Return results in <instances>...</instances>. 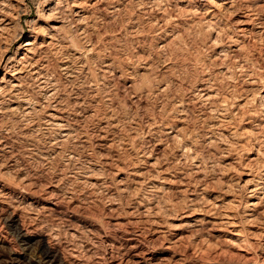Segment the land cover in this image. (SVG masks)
<instances>
[{"label":"rangeland","instance_id":"obj_1","mask_svg":"<svg viewBox=\"0 0 264 264\" xmlns=\"http://www.w3.org/2000/svg\"><path fill=\"white\" fill-rule=\"evenodd\" d=\"M60 1V7L62 8L57 16L58 19H56L54 16L51 17L49 13L45 12L46 5L42 0H0V20L4 21L0 22V27L2 28H0V33L2 34H0V59L5 55L4 53L6 51H9L7 59L12 56L17 59L19 52L16 56L15 53L18 48L25 43L28 37H30L32 29L41 36V31L47 32L49 29L48 26L50 27V25L57 23L56 20L61 21V25H64V33L68 36L72 35L73 42L79 47H77L76 44H73L74 46L72 44L69 46V42H62V40L59 39L60 43H56V48L53 47L50 49V52L47 50V53L45 52L43 53L44 55L42 54L40 56L42 64L45 66L47 65V75L49 78L56 80V89L59 94L55 93V100L51 98L46 100L49 103L53 102V100L58 101L61 105L63 103L65 107L69 105L67 107L69 110L75 109V111L81 112L79 117L82 124H80V126L83 127L80 128H83L82 130H85L84 128L87 129V137H89L88 139H90V141L87 139L89 142L86 147L88 152H92L90 154L95 152L100 156L105 155L107 157L109 153L99 152V150L95 148V135L98 134L97 131L99 130L97 128L102 127L103 123H107V121L111 123V120H119L118 122H120L122 134L127 136L134 130V132L136 131L137 133L135 132V135L132 133L131 135L133 137L138 133L140 135H137L138 137L136 136L137 139L134 141L137 147L130 144V147L124 150H118L119 154L111 151V158L113 160L118 156L120 161H123L120 166L123 168L126 167L124 174H128L130 169L132 170L134 169L133 167H136L133 166L137 160L135 159V152L137 148L138 151H140L139 148H142L141 151L144 150L146 153L152 152V158H159V160H162L160 161L162 162L160 165V167L162 166L161 168H171V172L178 173L174 176L175 180L179 181L176 183L178 184L177 186L175 184L171 187H163L157 193L158 196L156 195L154 197L149 196L146 191L145 194L144 190H141L131 182L126 184L128 188H130L126 190L125 193L117 191V181H113L116 177L114 178L113 176L111 177V200L103 195L96 203L92 202L87 194L88 188L84 189V185L76 184V181L73 182V180V183L67 180H65V182L63 181L64 187L62 186L63 190H70L73 193L71 199L63 194V191H54L49 195L50 190H53V185H56L53 182L55 178L76 171V169H74L75 167H69L60 159L55 160L57 165L53 162L48 166L41 160L39 155L36 156L38 158H30L28 152L30 145L34 144L36 147L39 146V148L42 149L44 146L48 145L47 142H50L49 139L52 133L46 134V132H44L45 130H43L44 127H42L44 118L43 113L45 111L42 109L40 110V108H35V110H37L30 114L32 117L30 115L25 117L21 111L16 113H11L7 111V109L5 111L9 103H2L0 107L3 109L1 111H4V114H0V131L3 133L0 135V138H2L0 140L6 142V146H9L8 151L10 153L8 152L0 160V178L3 182L11 185V190L9 195L5 198V203L0 202V237L6 240V245L18 251L20 255L25 254L27 258L31 257L21 250L15 238L9 234L7 229L3 228L2 223L4 216L14 209H19L21 215H25L24 218L27 221L32 224L42 225L49 230L55 231L56 229L58 234L64 235L63 237L67 236L65 234L71 229H79L78 231H80L89 223L96 225L99 231L100 227L104 228V234L111 237V256H114L116 261L120 258L117 255L116 246L128 238L129 235L133 234L134 231L135 234L141 233V238L138 240H141L139 242L142 244H139L141 248L143 246L142 249L153 254H159L158 258H166L170 264H264V238L260 240L257 250L247 251L248 249L244 247L230 246L229 243L223 242L228 236L224 237L219 233L212 232V230L207 231L208 228L205 230L198 229L200 231L194 230V233L192 231H182L178 233V237H183V241L176 244L175 249L172 251L166 252L163 251L168 241L166 239L170 240L172 238L169 234L159 238L156 234L152 236L154 232L148 225L138 224L137 228L139 229L136 228V224H132L133 226H126L130 225L127 224L130 220L127 213L130 214L132 207L141 200H148L145 201L146 203L144 204L146 208H167L163 210V215L166 219L170 217L169 221L175 224H177L175 221L176 217H171V215L176 208H213V204L216 208H231L232 205V208L236 206H238V208H247L246 203L250 201V199L248 198V191H245L246 186H244V181H249L251 178L264 179V0H244V3L243 0H240L242 1L241 3H238L239 0H229L230 3L232 1L233 4L231 3V5L233 7L231 5L226 6L227 9H224L223 0ZM60 1L53 0L51 4L54 6ZM242 4L246 7H243ZM11 5H13V8ZM81 5H83V8ZM242 8L252 11L250 12L246 9L242 10ZM236 10H238V13ZM233 11L236 13L235 15ZM18 13H20L19 16ZM244 13L253 16L254 23L251 24H253L254 27L251 26L248 34L242 36L238 33L237 22L235 21H237V17H243ZM19 17L22 18L21 23L18 22ZM5 20H10L6 22L10 23V27L4 26L6 24ZM258 22H260V24ZM83 30H85L84 34L86 36L83 34ZM80 31H82V35ZM78 34H80V36ZM60 45L62 47H60ZM63 45H67L68 49ZM65 49H67V51ZM72 49H76V51ZM91 51L94 52L91 53ZM75 52H82V54L86 55L85 57L83 55L84 58L79 60ZM68 57H71V61ZM64 61L68 63L71 71L74 72L72 74L74 78H69L63 74L61 66L65 63ZM71 63H73V66ZM80 65L82 67L85 65V67L82 68ZM106 71L109 72L108 75ZM110 71L113 74H111ZM77 72L81 73L78 74ZM3 73L4 71L1 69L0 79ZM26 78L25 82L27 85H25L27 87H25L30 96L29 98L31 99L33 97L34 103L43 99V95H41L42 90L39 91L36 89L29 76ZM106 79L108 80L106 81ZM59 81L61 82L59 83ZM142 82H145V85ZM158 86L165 88V92L163 91L164 93L160 92L157 94L156 91L159 89ZM87 87H92L94 90L90 91V88L88 89ZM201 88H205L207 91L209 90V92L212 91L209 95L211 96L213 94L211 97H216L215 99L219 103L221 102L225 105L226 101L227 103L229 101V103L226 104L227 106L225 105V112L228 113V116L234 118L233 124L227 125V130L223 131L221 134H215L212 139L208 138L210 131L209 127L211 124H215L217 120L210 112V104L212 102L202 101L203 99L200 96ZM97 89L100 93L96 92ZM32 93L34 96H32ZM198 93L199 95H197ZM91 95L94 97L92 96L89 98ZM219 95L222 96V98ZM223 98L225 103H223ZM46 100L44 99L43 101ZM89 102L93 105H90ZM179 103L181 105H179ZM76 105H80L78 107L80 109H78ZM182 105H184V107ZM104 108L107 111H105ZM174 108H176V110ZM38 110L39 113L42 112V114H39ZM203 112L204 115H201ZM34 113H36V115ZM180 113H182V115ZM231 113L233 114L232 116ZM236 117L238 118L235 119ZM179 118L182 120L184 119V122H181V124L178 123L177 121ZM155 122L157 126L160 125L159 127L162 129L165 127L166 129L173 128L176 130L175 137L167 138L165 134H162L160 137L153 138L148 135L146 133L147 129L153 127ZM172 124L176 125L174 126ZM82 130L78 129V134L74 133V135H79L81 133L87 134ZM178 130H180L181 133ZM91 134H94V137L92 136L93 138H91ZM209 141L211 142L209 143ZM92 144L93 146L91 147ZM183 146H188V151L194 153V159H191L193 162L190 158H187L188 155L187 157L183 156V158H181L183 160L179 158L178 150ZM79 150L78 152L82 153V150ZM196 165L199 166L197 169H195ZM66 168L69 169L67 170ZM98 169L99 168L96 170ZM197 170L199 173L196 172ZM249 173L252 175H249ZM191 174L194 176H191ZM248 175L250 177H248ZM180 180L183 182L186 180L185 182L187 184L189 181L188 188L194 191L196 198L194 197L195 201L193 203L196 206H194L193 203V206H191V203L188 202L189 200L187 201L189 195H186L184 188L179 184ZM25 183H31L32 186L29 189L35 197L26 194V191L23 189ZM74 186H77V188ZM73 190H75V192H73ZM178 191L180 193H178ZM181 192L185 193V195ZM199 192L201 193L199 194ZM48 197L50 198L48 199ZM50 203L57 204L53 212L50 210L53 208ZM226 204L229 205L227 206ZM262 208H264V206ZM256 215L255 217H258V214ZM100 220L101 222H99ZM262 227L263 226H261V228ZM142 228H148L151 231ZM252 232L257 233L258 231L256 228H251L250 233ZM104 234L98 236L102 242L105 241ZM162 238H166V241ZM61 247L65 248L66 245L61 244ZM239 247H241L242 250ZM102 248L100 244L98 248L100 252H98L104 255L105 252ZM115 254L117 256H115Z\"/></svg>","mask_w":264,"mask_h":264},{"label":"bare ground","instance_id":"obj_2","mask_svg":"<svg viewBox=\"0 0 264 264\" xmlns=\"http://www.w3.org/2000/svg\"><path fill=\"white\" fill-rule=\"evenodd\" d=\"M43 3L46 5L45 6V12L49 13V16H54L56 19L59 12L61 11L60 5L61 1L56 3L54 6L51 4L53 0H42ZM149 1V0H148ZM178 1V0H177ZM224 3V9L226 6H230L231 3L229 0H223ZM17 2V1H16ZM41 2V1H40ZM141 2V1H140ZM156 2V1H155ZM238 2V1H237ZM242 1L239 0L238 3H241ZM8 3V2H7ZM20 3V2H19ZM42 3V2H41ZM99 3V2H98ZM235 3V2H234ZM244 3V0H243ZM73 4V3H72ZM138 4V3H137ZM136 4V5H137ZM233 4V3H232ZM236 4V3H235ZM4 5V4H3ZM2 5V7H3ZM9 5V4H8ZM42 5V4H41ZM74 5V4H73ZM84 5V4H83ZM83 5L82 8H83ZM158 5V4H157ZM240 5V4H239ZM243 5V4H242ZM13 8V5H11ZM10 6V7H11ZM24 6V5H23ZM80 6V4H79ZM96 6V5H95ZM144 6V5H143ZM232 6V5H231ZM248 6V5H247ZM8 7V6H7ZM5 7V8H7ZM9 7V8H10ZM233 7V6H232ZM243 7H246L243 5ZM76 8V7H75ZM250 8V7H249ZM23 9V8H22ZM221 9V8H220ZM219 9V10H220ZM227 9V8H226ZM236 9V8H235ZM233 9V10H235ZM246 9V8H245ZM242 8V10H245ZM251 9V8H250ZM10 10V9H9ZM13 10V9H12ZM19 10V9H18ZM249 10V9H246ZM168 11V10H167ZM226 11V10H225ZM231 11V10H230ZM238 13V10H236ZM241 11V10H239ZM250 11V10H249ZM252 11V10H251ZM250 11V12H251ZM2 12V11H1ZM17 12V11H16ZM22 12V11H21ZM219 12V11H218ZM234 12V11H233ZM3 13V12H2ZM13 13V12H12ZM15 13V12H14ZM191 13V12H190ZM241 13V12H240ZM253 13V12H252ZM6 14V12H5ZM20 13H18L19 16ZM23 14V13H21ZM76 14V13H75ZM192 14V13H191ZM230 14V13H229ZM236 13L234 12V15ZM251 14V13H250ZM255 14V13H254ZM8 15V14H7ZM17 15V14H15ZM78 15V13H77ZM172 15V14H171ZM174 15V14H173ZM197 15V14H196ZM214 15V14H213ZM216 15V14H215ZM257 15V13H256ZM11 16V14H10ZM17 16V17H18ZM179 16V15H177ZM224 16V15H223ZM230 16V15H229ZM239 16V15H238ZM9 17V16H8ZM12 17V16H11ZM10 17V18H11ZM78 17V16H77ZM80 17V16H79ZM166 17V16H165ZM233 17V16H232ZM253 16L248 15L244 13L243 17H237L235 22H237V30L238 33H240L242 36L248 34L249 28L253 26L254 19L252 18ZM258 17V16H256ZM9 18V19H10ZM81 18V17H80ZM83 18V17H82ZM87 18V17H86ZM255 18V17H254ZM259 18V17H258ZM21 17L18 18V22L21 23ZM178 19V18H177ZM230 19V18H229ZM4 20V19H3ZM83 20V19H82ZM173 20V19H172ZM257 20V19H255ZM10 20H5V23ZM57 23L48 26L47 32L41 31L40 35L35 32L34 29H32L30 32V37L25 41V43L22 44L21 47L18 48L17 52L15 53V56L18 54L17 59H15L14 56L9 57L7 59V56L9 54V51H6L4 54L1 55L0 59V70L2 69L4 71L2 78L0 79V104L2 103H9V106L5 108V111L11 112V113H16L21 111L25 117L30 115L33 111H36L35 108H40V110H44V118L42 122V127L44 132L46 134H51L50 135V142H47L48 145H45L42 149L39 148V146L30 145L29 149V156L30 158L36 157L39 155L41 157V160L45 162L48 166L51 163H56L55 160L60 159L66 163L69 167H75L76 171L69 174H63L60 175V177H54L55 181H53L56 185H53V190H50L49 195H51L52 192H57V191H63L62 193L67 195L69 199L72 198L73 193L69 190H63V181H71L73 180L76 181V184L84 185V189L88 188L87 194L89 196V199L92 200V202L96 203L103 195L107 196L111 200V177L113 176L115 180L117 181L116 186L117 191L121 193H125L126 190H128V186L126 185L127 183L131 182L135 184L137 187H139L141 190H144L148 192L149 196H156L159 190H161L163 187H171L175 185L179 180H175V176L178 173L171 172V168H161L160 165L162 164V160L152 158V152L146 153L142 148L138 151V148L135 152V159H137L134 163L133 167L134 169H130L128 174H124L126 171V167L123 168L121 163L123 162L122 160L120 161L119 157L117 156L116 159L111 158V151L117 152L118 150H124L127 147H130V144L134 146L136 143L134 142L137 138L136 136H140L139 133L136 134L135 137H133L131 134L135 135L134 130H132V133L130 135H124L121 133V127H120V122L111 120V123L107 121V123H103V126L99 129L97 132L98 134L95 135V148L99 150V152L103 153H109L107 154V157L105 155H98L97 153L90 154L92 152H88V149L86 145L90 141L87 137L88 132L87 129L84 128L85 130H82L83 126H80L82 122L80 121V111H75L69 110L65 105L58 101H54L55 98V93H57L56 86L57 84L55 83L56 80L54 81L53 79L49 78L46 72V66L42 64L40 56L45 53L47 50L55 47L56 43H60L59 39L62 40V42H69V46L71 44H76L73 42V37L68 36L67 34L64 33V25H61V21L56 20ZM167 21V20H166ZM226 21V20H225ZM260 21V20H259ZM0 22H4L0 20ZM12 22V21H11ZM85 22V21H84ZM228 22V21H227ZM63 23V22H62ZM260 24V22H258ZM9 22L6 23L4 26L8 27ZM79 24V23H78ZM84 24V23H83ZM168 24V23H167ZM233 24V23H232ZM1 25V24H0ZM81 25V24H80ZM79 25V26H80ZM169 25V24H168ZM235 25V23H234ZM262 25V24H261ZM78 26V27H79ZM10 27V26H9ZM257 27V25H256ZM262 27V26H261ZM1 28V27H0ZM87 28V27H86ZM263 28V27H262ZM2 29V28H1ZM6 29V28H5ZM82 29V28H81ZM88 29V28H87ZM256 29V28H255ZM260 29V28H258ZM83 30V34H84ZM88 31V30H87ZM236 31V30H235ZM2 32V30H1ZM82 35V31H80ZM161 32V31H160ZM221 32V31H220ZM64 33V34H63ZM87 33V32H86ZM1 34V33H0ZM80 34H78L80 36ZM2 35V34H1ZM60 35V36H59ZM85 35V34H84ZM83 35V36H84ZM258 35V34H257ZM82 36V38H83ZM86 36V35H85ZM84 36V37H85ZM251 36V35H249ZM16 38V37H15ZM81 38V39H82ZM243 38V37H242ZM80 39V38H79ZM77 39V40H79ZM76 40V38H75ZM74 40V41H75ZM91 41V40H90ZM79 44V43H78ZM77 45V44H76ZM64 46V45H63ZM74 46V45H73ZM88 46V45H87ZM57 47V46H56ZM55 47V48H56ZM60 47H62L60 45ZM65 48L68 49L67 45L64 46ZM76 47V46H75ZM77 47H79L77 45ZM76 47V48H77ZM82 47V46H81ZM95 47V46H94ZM160 47V46H159ZM236 47V46H235ZM59 48V46H58ZM71 48V47H70ZM91 48V46H90ZM241 48V47H240ZM67 49H65L67 51ZM84 49V48H83ZM7 50V49H6ZM61 50V49H59ZM76 51V49H72ZM86 50V49H85ZM88 50V49H87ZM91 50V49H90ZM89 50V51H90ZM94 50V49H93ZM233 50V49H232ZM231 51V50H230ZM86 52V51H85ZM94 51H91L93 53ZM98 52V51H97ZM47 53V52H46ZM88 53V52H87ZM54 54V53H53ZM61 54V53H60ZM69 54V53H67ZM77 58L79 60L83 59L85 57L84 54L75 52ZM73 54V55H75ZM90 54V52H89ZM88 54V55H89ZM95 54V53H94ZM217 54V53H216ZM227 54V53H226ZM44 55V54H43ZM55 55V54H54ZM65 55V54H64ZM72 55V56H73ZM84 55V57H83ZM92 55V54H91ZM98 55V54H97ZM46 56V55H45ZM61 56V55H60ZM63 56V55H62ZM55 57V56H54ZM89 57V56H88ZM45 58V57H42ZM64 58V57H63ZM69 58V57H68ZM71 58V57H70ZM69 58V60H70ZM65 59V58H64ZM90 59V58H88ZM93 59V58H92ZM116 59V58H115ZM225 59V58H224ZM229 59V58H228ZM44 60V59H43ZM75 60V59H74ZM94 60V59H93ZM63 61V60H62ZM67 61V60H66ZM71 61V60H70ZM78 61V60H77ZM83 61V60H82ZM65 62V61H64ZM90 62V61H88ZM48 63V62H47ZM242 63V62H241ZM46 64V63H45ZM73 66V63H71ZM77 64V63H76ZM86 64V63H85ZM110 64V63H109ZM49 65V64H48ZM165 65V64H164ZM76 66V65H75ZM81 66V65H80ZM108 66V65H107ZM114 66V65H113ZM79 67V66H78ZM82 67V66H81ZM85 67V65H83ZM82 67V68H83ZM87 67V66H86ZM106 67V66H104ZM150 67V66H149ZM77 68V67H76ZM94 68V67H93ZM108 68V67H107ZM48 69V68H47ZM113 69V68H112ZM152 69V68H151ZM61 70L63 71V74H65L69 78H74L72 74L74 73L71 71L70 66H68V63H63L61 66ZM81 70V69H80ZM92 70V69H91ZM90 70V71H91ZM239 70V69H238ZM160 71V70H159ZM247 71V70H246ZM111 72V71H110ZM219 72V71H218ZM50 73V72H49ZM52 73V72H51ZM54 73V72H53ZM78 73V72H77ZM79 72L78 74H80ZM90 73V72H89ZM96 73V72H95ZM107 75L109 72H107ZM229 73V72H228ZM87 74V73H86ZM111 74H113L111 72ZM126 74V73H125ZM150 74V73H149ZM103 75V74H102ZM101 75V76H102ZM30 77L31 81H33V85L36 87L37 90L41 91L43 95V99L38 100L36 103L33 101V97L30 99L29 94L27 93L26 90V82L25 79L26 77ZM79 76V75H78ZM77 76V77H78ZM81 76V75H80ZM84 76V75H83ZM51 77V76H50ZM61 77V76H60ZM66 77V78H67ZM82 77V76H81ZM93 77V76H92ZM98 77V76H97ZM114 77V76H113ZM116 77V76H115ZM56 78V77H55ZM80 78V77H78ZM108 78V76H107ZM211 78V77H210ZM209 78V79H210ZM249 78V77H248ZM86 79V77H85ZM101 79V78H99ZM113 79V78H112ZM116 79V78H115ZM142 79V78H141ZM156 79V78H155ZM251 79V78H249ZM73 80V79H72ZM71 80V81H72ZM80 80V79H79ZM108 79H106L107 81ZM145 80V79H144ZM212 80V79H211ZM69 81V80H67ZM88 81V80H87ZM97 81V80H96ZM111 81V80H110ZM208 81V80H205ZM215 81V80H214ZM245 81V80H244ZM61 81H59L60 83ZM85 82V81H84ZM83 82V83H84ZM89 82V81H88ZM160 82V81H159ZM260 82V81H259ZM63 83V82H62ZM103 83V81H102ZM105 83V82H104ZM114 83V82H113ZM145 85V82H142ZM208 83V82H207ZM261 83V82H260ZM259 83V84H260ZM26 84V85H25ZM32 84V83H31ZM72 84V82H71ZM87 84V83H86ZM148 84V83H147ZM158 84V83H157ZM206 84V82H205ZM212 84V83H211ZM214 84V83H213ZM61 85V84H59ZM58 85V86H59ZM90 85V84H89ZM98 85V84H96ZM102 85V84H101ZM149 85V84H148ZM147 85V86H148ZM218 85V84H217ZM26 86V87H25ZM29 86V85H28ZM84 86V85H83ZM93 86V84H92ZM104 86V85H103ZM250 86V85H249ZM253 86V84H252ZM30 87V86H29ZM60 87V86H59ZM58 87V88H59ZM86 87V86H85ZM131 87V86H130ZM138 87V86H137ZM142 87V86H141ZM159 87V86H158ZM157 87V88H158ZM167 87V86H166ZM206 87V86H205ZM264 87V86H263ZM32 88V87H30ZM34 88V87H33ZM83 88V87H81ZM88 89L90 87H87ZM108 88V87H107ZM145 88V86H144ZM208 88V87H206ZM216 88V87H213ZM85 89V88H84ZM101 89V87H100ZM114 89V88H113ZM219 89V88H218ZM264 89V88H263ZM59 90V89H58ZM77 90V89H76ZM94 90V88H90V91ZM96 90V89H95ZM150 90V89H149ZM186 90V89H185ZM212 90V89H210ZM235 90V89H234ZM34 91V90H33ZM31 91V92H33ZM105 91V90H104ZM141 91V89H140ZM153 92V90L151 89ZM165 92V88L162 86L159 87L157 94ZM219 91V90H218ZM35 92V91H34ZM37 92V91H36ZM65 92V91H64ZM89 92V91H88ZM96 92H99L98 89ZM112 92V91H111ZM137 92V91H136ZM163 92V93H164ZM209 92L205 88L200 89V96L202 97V101L205 102H212L210 104V112L211 114L215 117L217 120L215 124H211L210 131H209V139H212L215 134H221L223 131L227 130L228 128L227 125L233 124V119L232 117L228 116V113L225 112L226 108L225 105L229 103H225V100L223 98V103H219L214 97H211ZM220 92V91H219ZM262 92V91H261ZM260 92V93H261ZM60 93V92H59ZM70 93V92H69ZM86 93V92H85ZM100 93V92H99ZM103 93V92H101ZM106 93V92H104ZM109 93V92H108ZM116 93V92H115ZM145 93V92H143ZM148 93V91H147ZM217 93V92H216ZM233 93V92H232ZM259 93V94H260ZM33 94V93H32ZM31 94V95H32ZM58 94V93H57ZM63 94V93H62ZM156 94V96H157ZM166 94V93H165ZM219 94V93H218ZM217 94V95H218ZM59 95V94H58ZM71 95V94H70ZM97 95V93H96ZM105 95V94H104ZM107 95V94H106ZM115 95V94H114ZM117 95V93H116ZM149 95V94H148ZM199 95V93L197 94ZM196 95V96H197ZM264 95V94H263ZM34 96V94L32 95ZM37 96V95H36ZM93 95L89 96L92 97ZM101 96V95H100ZM110 96V95H109ZM120 96V95H119ZM155 96V95H154ZM155 96V97H156ZM195 96V97H196ZM220 96V95H219ZM218 96V98H219ZM262 96V95H261ZM78 97V96H76ZM80 97V96H79ZM87 97V96H86ZM94 97V96H93ZM118 97V96H117ZM198 97V96H197ZM200 97V98H201ZM222 98V96H220ZM38 98V96H37ZM51 98L54 99L53 102L49 103L47 100ZM88 98V97H87ZM88 98V99H89ZM96 98V97H95ZM98 98V97H97ZM102 98V97H101ZM194 98V97H193ZM199 98V97H198ZM227 98V97H226ZM225 98V99H226ZM36 99V97H35ZM34 99V100H35ZM40 99V97H39ZM46 101H43V100ZM75 99V98H74ZM93 99V98H92ZM172 99V98H171ZM87 100V99H86ZM182 100V99H181ZM44 103H43V102ZM50 101V100H49ZM77 101V100H76ZM97 101V100H96ZM105 101V100H104ZM108 101V99H107ZM112 101V100H111ZM116 101V100H115ZM156 101V100H155ZM173 101V100H172ZM191 101V99H190ZM99 102V101H98ZM198 102V99H197ZM77 103V102H76ZM87 103V102H86ZM97 103V102H96ZM106 103V102H105ZM165 103V102H164ZM201 103V102H199ZM90 104V102H89ZM92 104V103H91ZM90 104V105H91ZM110 104V103H108ZM113 104V103H112ZM64 105V106H63ZM78 105V104H77ZM76 105V106H77ZM82 105V104H80ZM79 105V106H80ZM84 105V103H83ZM93 105V104H92ZM104 105V104H103ZM106 105V104H105ZM173 105V104H172ZM179 105H181L179 103ZM178 105V108H179ZM203 105V104H201ZM207 105V104H206ZM205 105V106H206ZM72 106V105H71ZM75 106V107H76ZM77 106V108L79 107ZM95 106V105H94ZM97 106V105H96ZM101 106V105H99ZM112 106V105H111ZM174 106V105H173ZM184 107V105H182ZM181 106V107H182ZM227 106V105H226ZM264 106V105H263ZM85 107V106H84ZM87 107V106H86ZM98 107V106H97ZM177 107V106H176ZM202 107V106H201ZM94 108V107H93ZM101 108V107H100ZM163 108V107H162ZM203 108V107H202ZM234 108V107H233ZM232 108V109H233ZM264 108V107H263ZM80 109V108H78ZM83 109V108H82ZM99 109V108H98ZM176 110V108H174ZM0 107V114H4V111ZM85 110V109H84ZM83 110V111H84ZM91 110V109H90ZM94 110V109H93ZM105 111H107L104 108ZM110 110V109H109ZM112 110V109H111ZM115 110V109H114ZM203 110V109H202ZM229 110V107H228ZM227 110V111H228ZM186 111V110H185ZM233 111V110H232ZM87 112V110H86ZM85 112V113H86ZM113 112V111H111ZM183 112V111H181ZM209 112V113H210ZM229 112V111H228ZM39 113V110H38ZM37 113V114H38ZM98 113V112H97ZM115 113V112H114ZM177 113V112H176ZM185 113V112H184ZM36 115V113H34ZM39 114H42L39 113ZM84 114V113H83ZM103 114V113H102ZM170 114V113H169ZM182 115V113H180ZM186 114V113H185ZM206 114V113H205ZM91 115V114H90ZM112 115V114H111ZM180 115V116H181ZM184 115V114H183ZM204 115V112L203 114ZM211 115V116H212ZM230 115V113H229ZM233 114L231 113V116ZM238 115V114H237ZM264 115V114H263ZM31 116V115H30ZM210 116V117H211ZM212 116V117H213ZM32 117V116H31ZM108 117V116H107ZM111 117V116H110ZM116 117V116H115ZM158 117V116H157ZM186 117V116H185ZM264 117V116H263ZM34 118V117H33ZM104 118V116H103ZM102 118V119H103ZM106 118V117H105ZM155 118V117H154ZM184 118V117H183ZM236 117L235 119H237ZM90 119V118H89ZM98 119V118H97ZM100 119V118H99ZM114 119V117H113ZM185 119V118H184ZM184 119H180L177 121L178 123L181 124V122H184ZM211 119V118H210ZM3 120V119H2ZM28 120V119H27ZM26 120V121H27ZM33 120V119H32ZM152 120V119H151ZM154 120V119H153ZM177 120V119H176ZM85 121V120H84ZM101 121V119H100ZM103 121V120H102ZM157 121V120H156ZM160 121V120H159ZM163 121V120H162ZM215 121V120H214ZM30 122V121H29ZM28 122V123H29ZM39 122V121H38ZM37 122V123H38ZM167 122V121H166ZM186 122V121H185ZM208 122V121H207ZM31 123V122H30ZM29 123V124H30ZM153 123V122H152ZM156 123V122H155ZM151 128H146L147 131L146 133L150 135L151 137H160L162 134H165V137L167 138H173L175 137V131L173 128L172 129H164L160 128L159 122L157 126V123ZM248 123V122H247ZM250 123V122H249ZM20 124V123H19ZM136 124V123H135ZM170 124V123H168ZM7 125V124H6ZM31 125V124H30ZM34 125V122H33ZM149 125V124H148ZM174 125V124H172ZM176 125V124H175ZM174 125V126H175ZM257 125V124H256ZM40 126V125H39ZM93 126V125H92ZM166 126V125H165ZM209 126V125H208ZM32 127V126H31ZM146 127V126H145ZM180 127V126H179ZM232 127V126H231ZM14 128V127H13ZM20 129V128H19ZM78 129L82 130L84 133L87 134H78ZM96 129V130H97ZM145 129V128H144ZM143 129V130H144ZM179 129V128H178ZM181 129V128H180ZM260 129V128H259ZM173 130V131H172ZM185 130V129H184ZM235 130V129H234ZM254 130V129H253ZM11 131V130H10ZM89 131V130H88ZM180 133L181 131L178 130ZM177 131V132H178ZM229 131V130H228ZM255 131V130H254ZM33 132V131H32ZM95 132V131H94ZM123 132V131H122ZM129 132V131H128ZM178 132V133H179ZM3 132L0 131V135ZM74 133H77L74 135ZM80 133V132H79ZM137 133V132H136ZM255 133V132H254ZM129 134V133H125ZM145 134V133H143ZM232 134V133H231ZM94 135V134H93ZM91 134V138L93 136ZM146 135V134H145ZM187 135V134H186ZM191 135V134H190ZM235 135V134H234ZM253 135V134H252ZM251 135V136H252ZM37 136V135H36ZM93 136V137H92ZM137 136V137H138ZM143 136V135H142ZM220 136V135H219ZM4 137V136H3ZM146 137V136H145ZM144 137V138H145ZM185 137V135H184ZM152 138V139H153ZM2 139V138H0ZM89 141H88V140ZM187 139V138H186ZM190 139V138H189ZM7 140V139H6ZM35 140V139H34ZM93 140V139H92ZM161 140V139H160ZM36 141V140H35ZM151 141V140H150ZM33 142V140H32ZM160 142V141H159ZM158 142V143H159ZM211 141H209L210 143ZM14 143V142H13ZM92 143V142H90ZM144 143V142H143ZM148 143V141H147ZM31 144V143H30ZM6 142L4 140H0V160L9 152L8 147L6 146ZM147 145V144H146ZM160 145V144H159ZM93 144L91 145V147ZM136 146V145H135ZM134 146V147H135ZM150 146V145H148ZM158 146V145H157ZM186 146V145H185ZM183 146L180 150H178L179 153V158H183V156L190 158V160L194 159V153H191L188 151L189 147ZM228 146V145H227ZM137 147V146H136ZM141 147V146H140ZM144 147V146H143ZM81 149L82 153L78 152V150ZM146 149V148H145ZM155 149V147H154ZM187 149V150H186ZM191 150V149H190ZM80 151V150H79ZM93 151V149H92ZM150 151V150H149ZM155 151V150H154ZM188 151V152H187ZM148 152V150H147ZM10 153V152H9ZM188 153V154H187ZM119 154V153H118ZM260 155V154H259ZM223 156V155H222ZM156 157V156H155ZM29 158V157H28ZM29 158V159H30ZM38 158V157H36ZM132 159V158H131ZM179 159V161H180ZM129 160V159H128ZM183 160V159H181ZM191 160V161H192ZM253 160V159H252ZM255 160V159H254ZM59 161V160H58ZM193 162V161H192ZM196 162V161H195ZM126 163V162H125ZM178 163V162H177ZM64 164V163H63ZM124 164V163H123ZM57 165V163H56ZM65 165V164H64ZM125 165V164H124ZM165 166V165H164ZM168 166V165H167ZM115 167V169H114ZM139 167V169H138ZM199 166H195V169H197ZM5 168V167H4ZM99 168L98 170H96ZM67 169V168H66ZM69 169V168H68ZM67 169V170H68ZM165 171H164V170ZM71 170V169H70ZM69 170V171H70ZM170 170V171H169ZM191 170V169H190ZM48 171V170H47ZM60 171V170H59ZM128 171V170H127ZM198 172V170L196 171ZM195 172V173H196ZM201 172V171H200ZM253 172V171H252ZM6 173V172H5ZM61 173V172H60ZM66 173V172H65ZM171 173V174H170ZM182 173V172H181ZM199 173V172H198ZM17 174V173H16ZM197 174V173H196ZM251 173H249L250 175ZM255 174V173H254ZM3 175V174H2ZM1 175V176H2ZM198 175V174H197ZM246 175V174H245ZM248 175V177H250ZM252 175V174H251ZM256 175V174H255ZM182 176V175H181ZM187 176V175H186ZM191 176H194L191 174ZM5 177V176H4ZM29 177V176H28ZM196 177V176H195ZM63 178V179H61ZM184 178V177H183ZM182 178V180H183ZM189 178V177H188ZM194 178V177H193ZM38 179V178H37ZM179 179V178H178ZM187 179V178H186ZM195 179V178H194ZM1 180V178H0ZM20 180V179H19ZM190 180V179H189ZM198 180V178H197ZM23 181V180H22ZM25 181V180H24ZM186 180L179 182V184L184 188V192L186 195H189V198L187 199L188 202L191 203V206H193V202L195 201L194 197V191H191L190 188H188V184L185 182ZM247 181V182H246ZM8 182V180H7ZM29 182V181H28ZM72 182V183H73ZM245 185L246 190L248 191V198L250 201H248L247 208H238V206L232 208L227 207V208H216V206L213 204V208H176L174 210L173 214L171 215L176 217L175 221L177 224L169 221V219H166L163 215V210L167 208H146L145 207V201L148 200H141L140 202H137L133 207L132 211L127 213V216H129L130 220L128 221L126 226H133L132 224H136V228L138 224L142 225H148V227L151 228V230L154 232L153 234H156L157 236L163 237L166 234H169L172 236V238L166 239L168 240L166 245L164 246V250L166 252L172 251L175 249L176 244L179 242L183 241V237L179 238L178 233H181L182 231L185 232H193L194 230L198 229H207L212 230L214 233H219L221 235L228 236V238H225V243H229L230 246H241L246 249L247 251H254L257 250L259 247V242L262 238H264V179H255L251 178L248 180H245ZM24 185V184H23ZM51 185V186H52ZM75 185V184H73ZM178 184H176L177 186ZM233 185V184H232ZM31 183L27 184L25 183L24 190L26 191V194L35 197L34 194L30 192V187ZM115 186V185H114ZM191 186V185H190ZM243 186V187H244ZM11 185L3 182V180L0 181V202L5 203V198L7 195H9V192L11 190ZM64 187V186H63ZM75 187V186H74ZM242 187V186H241ZM48 188V187H47ZM77 188V186L75 187ZM83 188V187H81ZM192 188V187H191ZM22 189V190H23ZM136 189V188H135ZM138 189V188H137ZM167 189V188H166ZM205 189V188H204ZM82 190V189H81ZM87 190V189H86ZM139 190V189H138ZM182 190V189H181ZM180 190V191H181ZM202 190V189H201ZM243 190V189H242ZM241 190V191H242ZM78 191V190H77ZM83 191V190H82ZM104 191V192H103ZM198 191V190H197ZM196 191V192H197ZM244 191V190H243ZM244 191V192H245ZM33 192V191H32ZM75 192V190H73ZM85 192V191H84ZM135 192V191H134ZM133 192V193H134ZM47 193V192H46ZM82 193V192H81ZM129 193V192H128ZM178 193H180L178 191ZM183 193V192H181ZM183 193V195H185ZM201 192H199L200 194ZM37 194V193H36ZM146 194V193H145ZM198 194V195H199ZM46 195V194H45ZM48 195V196H49ZM118 195V194H117ZM134 195V194H133ZM137 195V194H136ZM56 196V195H55ZM78 196V195H77ZM85 196V195H84ZM122 196V195H121ZM120 196V197H121ZM158 196V195H157ZM234 196V195H233ZM57 197V196H56ZM59 197V196H58ZM79 197V196H78ZM8 198V197H7ZM50 197H48L49 199ZM55 198V197H53ZM52 198V199H53ZM65 198V197H64ZM144 198V197H143ZM147 198V197H146ZM157 198V197H156ZM196 198V197H195ZM31 199V198H30ZM47 199V200H48ZM153 199V198H150ZM149 199V200H150ZM215 199V197H214ZM219 199V198H218ZM54 200V199H53ZM73 200V199H72ZM105 200V199H104ZM129 200V199H128ZM185 200V199H184ZM102 201V200H101ZM100 201V202H101ZM201 201V200H200ZM73 202V201H72ZM80 202V201H79ZM86 202V201H85ZM185 202V201H184ZM236 202V201H235ZM57 203V202H56ZM56 203H50L51 206L53 207V210H55L57 207ZM70 203V201H69ZM90 203V202H89ZM108 203V202H107ZM111 203V202H110ZM127 203V202H126ZM193 203V204H192ZM201 203V202H200ZM216 203V202H215ZM228 203V202H227ZM134 204V203H133ZM188 204V203H187ZM199 204V203H198ZM233 204V203H232ZM241 204V202H240ZM102 205V204H101ZM227 205V204H226ZM225 205V206H226ZM229 205V204H228ZM227 205V206H228ZM10 206V205H9ZM50 206V205H49ZM62 206V205H61ZM186 206V205H185ZM189 206V205H188ZM189 206V207H191ZM194 206H196L194 204ZM212 206V205H211ZM18 207V206H17ZM222 207V206H221ZM224 207V206H223ZM241 207V205H240ZM45 209V208H44ZM110 209V208H109ZM174 209V208H173ZM172 209V211H173ZM1 210V209H0ZM169 211V210H168ZM43 212V211H42ZM109 212V211H108ZM111 212V211H110ZM29 213V212H28ZM64 214V213H63ZM258 214V217H255V215ZM45 215V214H44ZM48 215V214H47ZM260 215V216H259ZM25 216V215H24ZM23 215H21L19 209H14L10 211L8 214H6L3 218V228L7 229L9 231V234L15 238L18 246L21 248V250L24 253H27L30 255V258H27L25 254H19L18 251L13 249L12 247H8L6 245V240L2 239L0 237V262L1 264H170L169 261L166 258H158L159 254H153L148 251H145L142 246H140L139 238H141V233L135 234L133 231V234L129 235L128 238L123 240L122 243H120L118 246H116V252L117 255L120 257L118 261H116L114 256H111V237L107 236L104 234L103 229L100 227V231L97 230L96 225L93 223L86 224L84 228H82L80 231L78 230H73L71 229L68 233H66L65 237H63L61 234H58L56 229L55 231L49 230L45 228L44 226L32 224L31 222L27 221L24 218ZM27 216V215H26ZM166 216V215H165ZM257 216V215H256ZM28 217V216H27ZM39 217V215H38ZM164 217V218H163ZM35 218V217H34ZM128 218V219H129ZM259 218V219H257ZM28 219V218H27ZM32 219V217H31ZM54 219V218H53ZM100 219V218H99ZM30 220V219H28ZM34 220V219H33ZM174 220V219H173ZM32 221V220H31ZM36 221V220H35ZM45 222V221H43ZM101 222V220L99 221ZM34 223V221H33ZM36 223V222H35ZM104 223V222H103ZM46 224V223H44ZM62 224V223H61ZM71 224V223H70ZM49 225V224H48ZM58 225V224H57ZM74 225V224H73ZM107 225V224H106ZM122 225V224H121ZM119 226V225H118ZM261 226H263L261 228ZM59 227V226H58ZM104 227V225H103ZM125 227V225H124ZM73 228V227H72ZM99 228V226H98ZM131 228V227H130ZM135 228V227H132ZM251 228H256L257 233L251 232ZM108 229V228H107ZM110 229V228H109ZM139 229V228H137ZM136 229V230H137ZM141 229V228H140ZM144 229V228H142ZM148 229V228H147ZM144 229V230H147ZM6 230V231H7ZM67 230V229H66ZM133 230V229H132ZM150 230V229H148ZM150 230V231H151ZM1 231V230H0ZM5 231V232H6ZM61 231V230H60ZM65 231V230H64ZM126 231V230H125ZM141 231V230H140ZM149 231V232H150ZM200 231V230H198ZM132 232V231H131ZM137 232V231H136ZM142 232V231H141ZM144 232V231H143ZM197 232V231H196ZM108 233V232H107ZM151 233V232H150ZM194 233V232H193ZM100 234L105 235V241L102 242L98 236ZM130 234V233H129ZM198 234V233H197ZM155 235V236H156ZM161 235V236H160ZM220 235V236H221ZM102 236V235H101ZM143 236V235H142ZM151 236V235H150ZM168 236V235H167ZM158 238V237H157ZM183 238V239H182ZM152 239V238H151ZM164 239V238H162ZM164 239V240H165ZM103 240V239H102ZM145 240V239H144ZM155 240V239H154ZM165 240V241H166ZM152 241V240H151ZM148 242V241H147ZM236 243V244H235ZM61 244L66 245L65 248L61 247ZM102 245V250L105 252V254H100V249L99 245ZM142 244V243H141ZM114 245V244H113ZM116 245V244H115ZM144 245V243H143ZM241 247H239L241 249ZM114 248V247H113ZM145 248V246H144ZM147 248V247H146ZM238 248V247H237ZM148 249V248H147ZM242 250V249H241ZM20 251V250H19ZM99 251V252H98ZM102 251V252H103ZM101 252V253H102ZM114 252V253H116ZM199 253V252H198ZM113 255V254H112ZM115 254V256H117ZM180 260V259H179ZM181 261V260H180ZM249 264V263H246Z\"/></svg>","mask_w":264,"mask_h":264}]
</instances>
